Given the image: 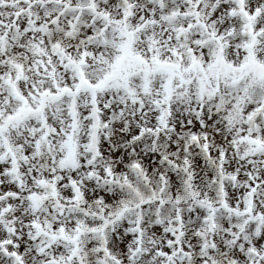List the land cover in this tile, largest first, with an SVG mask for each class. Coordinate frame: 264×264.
Instances as JSON below:
<instances>
[{
  "label": "snow or ice",
  "instance_id": "6c2138e0",
  "mask_svg": "<svg viewBox=\"0 0 264 264\" xmlns=\"http://www.w3.org/2000/svg\"><path fill=\"white\" fill-rule=\"evenodd\" d=\"M0 264H264V0H0Z\"/></svg>",
  "mask_w": 264,
  "mask_h": 264
}]
</instances>
